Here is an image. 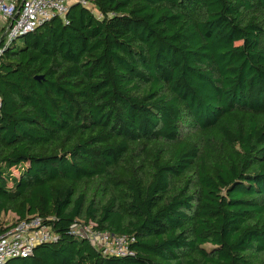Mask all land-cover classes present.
Returning <instances> with one entry per match:
<instances>
[{"label":"trees","instance_id":"obj_1","mask_svg":"<svg viewBox=\"0 0 264 264\" xmlns=\"http://www.w3.org/2000/svg\"><path fill=\"white\" fill-rule=\"evenodd\" d=\"M66 17L0 34V230L38 216L57 236L6 264H264V0Z\"/></svg>","mask_w":264,"mask_h":264},{"label":"built area","instance_id":"obj_2","mask_svg":"<svg viewBox=\"0 0 264 264\" xmlns=\"http://www.w3.org/2000/svg\"><path fill=\"white\" fill-rule=\"evenodd\" d=\"M90 1L74 0L73 2L88 6ZM18 5L20 6L18 0H0V27L1 30L4 29L8 41L18 38L21 34L35 31L41 24L53 17H61L68 22L66 16L72 0H25L18 17L14 19ZM1 53L2 50H0ZM1 106L0 94V109ZM77 227L85 229L87 233L77 230ZM73 229L89 238L103 254L118 256L134 254L130 247L133 239L127 236L116 235L107 230L96 231L91 225L85 227L74 225ZM56 239L57 236L52 227L38 216L29 220H20L14 226H4L0 230V264H6L16 257L28 258L33 255L39 244Z\"/></svg>","mask_w":264,"mask_h":264},{"label":"water","instance_id":"obj_3","mask_svg":"<svg viewBox=\"0 0 264 264\" xmlns=\"http://www.w3.org/2000/svg\"><path fill=\"white\" fill-rule=\"evenodd\" d=\"M24 2H25V0H21V3H20V6L18 7V9H17V12H16V14H15V16H14V19H16L17 17H18V15H19V13H20V11H21V8H22V5L24 4ZM12 25V22H11V24H10V26ZM25 34H21L19 37H21V36H24ZM5 36V33L3 34V36H2V38ZM36 79L37 80H40L41 79V77L40 76H36ZM31 257V256H30ZM16 258H22V257H16Z\"/></svg>","mask_w":264,"mask_h":264},{"label":"rangeland","instance_id":"obj_4","mask_svg":"<svg viewBox=\"0 0 264 264\" xmlns=\"http://www.w3.org/2000/svg\"><path fill=\"white\" fill-rule=\"evenodd\" d=\"M73 1H74V0H72V2H73ZM96 13L98 14V12H96ZM0 34H1V27H0ZM17 43L20 44V43H21V39H18V40H17ZM15 171H16V170H15ZM16 173H18V172H16ZM13 219H14L13 217H9V221H10V222L13 221ZM77 230H79V231H81V232L83 231V232H86V233H87V231H85V229H82L81 227H77ZM18 262L21 263V262H22V259L18 260Z\"/></svg>","mask_w":264,"mask_h":264},{"label":"crops","instance_id":"obj_5","mask_svg":"<svg viewBox=\"0 0 264 264\" xmlns=\"http://www.w3.org/2000/svg\"><path fill=\"white\" fill-rule=\"evenodd\" d=\"M72 4H74V2H72ZM5 217V220H9V217H14L13 213H8Z\"/></svg>","mask_w":264,"mask_h":264}]
</instances>
